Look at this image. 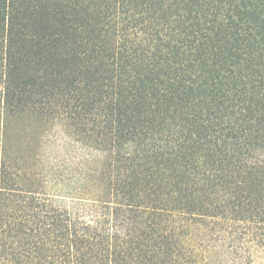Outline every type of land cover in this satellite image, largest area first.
<instances>
[{
  "label": "trees",
  "instance_id": "trees-1",
  "mask_svg": "<svg viewBox=\"0 0 264 264\" xmlns=\"http://www.w3.org/2000/svg\"><path fill=\"white\" fill-rule=\"evenodd\" d=\"M0 264H264V0H0Z\"/></svg>",
  "mask_w": 264,
  "mask_h": 264
},
{
  "label": "rangeland",
  "instance_id": "rangeland-1",
  "mask_svg": "<svg viewBox=\"0 0 264 264\" xmlns=\"http://www.w3.org/2000/svg\"><path fill=\"white\" fill-rule=\"evenodd\" d=\"M45 148L48 150L51 158L61 157L65 153L67 145L70 141L67 137H64L63 130L60 126H56L50 131L49 136L44 140Z\"/></svg>",
  "mask_w": 264,
  "mask_h": 264
}]
</instances>
